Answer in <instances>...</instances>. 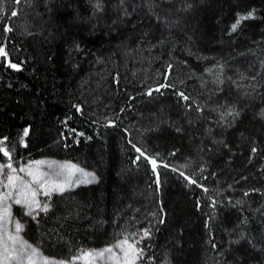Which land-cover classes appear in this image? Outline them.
Segmentation results:
<instances>
[{
	"label": "trees",
	"instance_id": "obj_1",
	"mask_svg": "<svg viewBox=\"0 0 264 264\" xmlns=\"http://www.w3.org/2000/svg\"><path fill=\"white\" fill-rule=\"evenodd\" d=\"M0 47V163L98 177L45 198L32 244L119 227L136 264H264V0H0Z\"/></svg>",
	"mask_w": 264,
	"mask_h": 264
},
{
	"label": "rangeland",
	"instance_id": "obj_2",
	"mask_svg": "<svg viewBox=\"0 0 264 264\" xmlns=\"http://www.w3.org/2000/svg\"><path fill=\"white\" fill-rule=\"evenodd\" d=\"M141 5L135 6L134 9H132L133 12L136 11V9L140 8ZM142 8V7H141ZM126 11V9H125ZM131 11V12H132ZM170 29V28H169ZM10 161H7L6 163H0L7 165ZM36 162H42L40 164H37ZM12 164V163H11ZM74 165L78 169H82L83 172L75 171L72 169L71 166ZM12 167L16 169V172L13 173L10 169L5 168L3 172H0V197L7 196V199L3 201L2 206H7L10 211V218L3 222L2 228H0V235L3 236V240L6 243L7 247L9 248V251L11 252L13 245L12 242L8 240V236H14L16 235L15 231V225L18 222L23 226L22 231L19 233V238L21 241L25 242L29 249L35 250V255H32L31 251H27L24 254V259L21 261L19 258L17 259H11L6 258L3 255H0V264H128L129 261L134 259V255L128 250L127 245L124 246V250L121 248H117L116 245L124 240L125 238H128L130 242H135V232H129L127 230L120 231L119 227H117V231L115 230L110 238L107 241H103L101 244L93 246H83L80 247L79 250L73 251V252H66L63 254H57V255H49L45 253L46 251L42 248V242H33V244L27 239V232H26V226L29 221L34 222L35 224H40V217H42L43 213H50L53 206L52 202L49 201L47 203L46 199L49 196L52 195H63L65 193H69L71 190L76 189L77 187L82 186H89L93 185L97 182V174L93 172L90 169L81 167L71 161L68 160H59L57 158L52 157H34L32 159H27L26 161H21L17 165H13ZM21 168H27L30 170L35 176H39L41 181L43 182L44 186L40 187V184L38 183H32L31 185V191L36 192L35 200L39 201L41 206L48 205V211H40L39 209H36L32 212L31 215L28 214L29 208L23 204H16L15 200L21 198L18 194V190L22 189V184L20 181H16L15 187L8 184L7 176L8 175H16L20 176L24 179L25 182H32L33 177L28 176L27 172H20L19 169ZM84 173L91 174L89 176H85ZM93 177L95 178L93 180ZM88 180L90 182H82ZM69 182H71V186H68ZM56 185H64L65 190L63 192L59 191H51L49 195H45L46 191H49L51 188L55 187ZM26 194L29 196V199L31 198L30 192L25 190ZM8 193H11V195H7ZM134 196L136 198H141L143 195V191L141 193L133 192ZM150 196L149 192L144 193V195ZM73 203L74 205H80L81 202L78 200L71 201L68 205ZM0 206V207H2ZM72 206V205H71ZM73 208V206H72ZM38 214V215H37ZM118 217H121L120 215H115V220L118 221ZM121 222V220H119ZM103 223V222H100ZM118 224V223H117ZM242 235L246 234L247 231L243 232L240 231ZM138 238H145L144 233L142 231H139V237ZM62 238L58 237L55 239L56 242V248L61 247L63 248ZM232 240L231 242H233ZM17 249L20 248V245L15 246ZM45 251H43L41 248ZM135 247L138 249V245L135 242ZM57 248V249H58ZM112 248L113 251L111 253H104L102 257L99 256H87L85 254L88 253H99L104 249ZM2 251V250H0ZM127 253V255H126ZM12 256H16V252H11ZM31 256V259L28 257ZM163 258H167V256H163ZM264 259V257H263ZM139 259L135 260L136 261ZM161 264H168L166 261H164Z\"/></svg>",
	"mask_w": 264,
	"mask_h": 264
},
{
	"label": "snow or ice",
	"instance_id": "obj_3",
	"mask_svg": "<svg viewBox=\"0 0 264 264\" xmlns=\"http://www.w3.org/2000/svg\"><path fill=\"white\" fill-rule=\"evenodd\" d=\"M17 13L16 12H12V16H16ZM251 14H249L250 17ZM249 17H241L240 19H238L236 21L235 24L232 25L233 30H236V28L239 26L240 24V20L241 19H247ZM6 31H10V28L5 29ZM0 56H7V52L5 51V49L3 47H0ZM12 67L16 68L18 67L15 64L11 65ZM183 95V94H181ZM186 98V97H185ZM28 132L27 130H25L24 135L27 136ZM3 142L0 141V145H2ZM137 151H140L139 149H137ZM0 152H3V154L5 156H10V153L5 150L2 146H0ZM143 155V153H142ZM37 164H40L42 162H36ZM71 167L72 169H74L75 171H79V172H83L82 169H78L76 168L74 165L68 166ZM153 167L155 168V161H153ZM5 168L10 169L13 173L16 172V169H14L12 167L11 162H9L7 165L4 164H0V172H3L5 170ZM20 172H27L28 176H32L33 177V181L32 182H25L24 179L20 176H16V175H8L7 176V180H8V184L15 187L16 185V181H20V183L22 184V189L18 190V194L21 198L16 199L15 203L16 204H23L25 206H27L29 208V212L28 214L31 215L33 211H35L36 209H39L40 211H48V205H43L41 206V204L39 203V201L35 200V196H36V192L35 191H31V185L32 183H38L40 184V187H43L44 184L41 181L39 176H35L30 170H28L27 168H21L19 169ZM85 176H89L91 174L88 173H84ZM95 178L93 177V180ZM82 182H90L88 180L82 181ZM192 183H195V181H192ZM68 186H71V182H69ZM25 190H27L28 192H30L31 198L29 199V196L26 194ZM65 190V186L64 185H56L55 187L51 188L49 191L45 192V195H49L51 191H59V192H63ZM7 195H11V193H8ZM7 199V196L5 197H0V206L3 205V201ZM11 216L9 208L7 206H2L0 207V228H2L3 226V222L6 221L7 219H9ZM23 226L21 224H19L18 222L15 225V231H16V235L14 236H8V240L12 242L13 248L11 250V252H16L17 255L16 256H12L11 252L9 251V248L7 247L6 243L3 240V236L0 235V255L5 256L6 258H11V259H17L19 258L21 261L24 259V254L27 251H31L32 255H35V250L34 249H29L28 246L26 245L25 242L21 241L19 238V233L22 231ZM145 236H148L149 233L147 230H145L144 232ZM16 245H20V248L17 249L15 246ZM127 245L128 250L134 255V259L129 261L128 264H135V260L139 259L142 256V251L136 249L135 247V242H130L128 240V238H125L124 240L120 241L116 247L117 248H121L122 250H124V246ZM113 251L112 248H108V249H104L99 253H88L85 254L87 256H99L102 257L104 255V253H111ZM127 255V253H126ZM29 259H31V256L28 257Z\"/></svg>",
	"mask_w": 264,
	"mask_h": 264
}]
</instances>
